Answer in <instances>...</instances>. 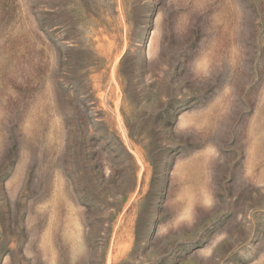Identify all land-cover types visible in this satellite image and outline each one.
<instances>
[{"label":"rangeland","instance_id":"374dc122","mask_svg":"<svg viewBox=\"0 0 264 264\" xmlns=\"http://www.w3.org/2000/svg\"><path fill=\"white\" fill-rule=\"evenodd\" d=\"M0 264H264V0H0Z\"/></svg>","mask_w":264,"mask_h":264}]
</instances>
